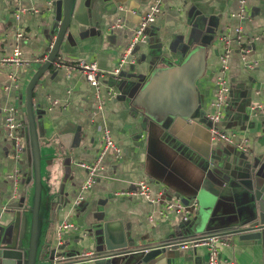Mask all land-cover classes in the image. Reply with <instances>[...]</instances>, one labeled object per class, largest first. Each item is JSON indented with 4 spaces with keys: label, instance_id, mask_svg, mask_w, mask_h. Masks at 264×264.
Here are the masks:
<instances>
[{
    "label": "crops",
    "instance_id": "1",
    "mask_svg": "<svg viewBox=\"0 0 264 264\" xmlns=\"http://www.w3.org/2000/svg\"><path fill=\"white\" fill-rule=\"evenodd\" d=\"M154 1L87 0L88 9L81 16L89 23L70 27L59 56L69 65L88 60L103 72H113ZM42 5L44 0H0V225L9 218L1 217L16 211L25 197L30 204L34 190L30 152L27 149L18 163L14 160L4 112L17 107L28 128L25 93L49 59L55 41L48 39V24L40 16ZM17 10L23 11L19 19ZM239 11L240 0H164L163 11L151 28L150 43L135 49L121 70V80L113 75L101 79L99 95L79 72L67 78L64 69L55 68L57 59L53 62L34 90L37 128L41 138L49 140L68 133L69 148L59 141L62 156L56 160L48 147L42 150L43 181L46 185L51 176L62 179L63 203L43 231L46 249L59 245L57 226L67 220L75 229L63 233L59 251L64 260L80 264H99L94 258L114 249L121 252L111 264H137L141 253L129 252L139 247L209 233L225 234L228 241L220 247L221 264H264L263 246L241 241L239 235H226L254 217L246 185L252 182V171H264V0H248L245 21L237 16ZM119 20L121 27H116ZM238 27L245 34L246 61L235 41ZM17 29L23 34L19 40ZM223 34L232 40L231 89L229 105L221 121L213 125L207 116L216 112L213 103L223 51L219 36ZM16 47L24 63L18 67L1 63ZM189 62L198 72L194 92L198 106L190 120L177 118L165 128L133 109L131 98L151 71H157L155 87L161 86L166 66ZM183 93L179 100L186 108L189 104ZM212 126L229 134L233 143L213 139ZM104 128L110 130L121 156L117 158L116 150L108 151L97 183L76 205L87 179L82 165L98 156ZM16 169L22 171L17 182L9 177ZM140 181L159 202L140 196L113 197L116 192L134 190ZM178 196L189 204L198 203V211L189 209L195 217L192 234L190 228L181 230L179 222L161 214L164 203ZM208 257L206 247L173 248L143 264H208Z\"/></svg>",
    "mask_w": 264,
    "mask_h": 264
},
{
    "label": "water",
    "instance_id": "2",
    "mask_svg": "<svg viewBox=\"0 0 264 264\" xmlns=\"http://www.w3.org/2000/svg\"><path fill=\"white\" fill-rule=\"evenodd\" d=\"M86 1L44 0V5L40 10L42 21L48 24V39L55 38V41L51 45L52 53L49 59L34 75L25 93L28 128L24 130L23 135L31 155L34 190L29 205H27L28 200L25 197L16 211L6 212V216L1 217L9 216L6 223L0 225V264H80L78 261L64 260V255L59 251L62 244L56 247L50 245L49 249H46L45 244L42 242L45 227L54 220V215L60 213L63 205L60 198L62 179H53L51 176V180L47 181L46 185L43 181L42 150L48 147L50 149L49 153L56 160L62 156L59 141L69 148L67 142L69 134L64 133L50 140L41 138L37 128L33 95L38 82L59 56L61 45L70 27L74 24L87 25L89 23V20L83 21L81 16L88 9ZM166 67H168L167 71L164 70V76L160 77L162 85L155 87V74L157 71L156 69L151 71L149 78L141 81L135 90L131 103L133 109L142 113L147 120L169 128L177 118L190 120L193 117L198 106L194 99L198 72L192 62L179 67H172V65ZM115 79L121 80L122 78L119 75ZM182 89L184 90L183 94L188 99L189 106L186 108L183 100H179V94L183 92ZM250 179L251 184L246 186L251 194L253 210L251 214L254 217L226 235H239L241 241H252L254 245L264 247V171L259 174L255 170L252 171ZM178 198H182L186 205L189 204V202L184 201L183 197L178 196ZM194 219L193 215L191 221L179 222V228L181 230L190 228L192 234ZM220 235L225 236V234ZM119 252H121V249L120 251L114 249L105 256L95 257L94 261L99 264H111L113 258ZM166 252L167 249L162 248L148 253H141L139 254L141 259L137 264L148 263Z\"/></svg>",
    "mask_w": 264,
    "mask_h": 264
},
{
    "label": "built area",
    "instance_id": "3",
    "mask_svg": "<svg viewBox=\"0 0 264 264\" xmlns=\"http://www.w3.org/2000/svg\"><path fill=\"white\" fill-rule=\"evenodd\" d=\"M247 2L248 0H240V11L237 16L240 18V20L243 21H245L246 19L245 12ZM163 5L164 0H155L149 7V11L147 12V14L142 16L132 38L130 39L126 49L123 52L118 68L113 72H103L100 70L96 62L88 60L80 61L76 65H69L61 56H59L54 63L55 68L58 70L64 69L67 73V78L72 77L75 72H79L86 78L87 82L91 86L96 88L99 95L101 79L106 77L107 75H113L115 77L119 76L123 67L128 63L129 58L132 57L135 49L137 47L146 46L150 43L151 28L153 26V23L156 21L157 16L163 11ZM21 13H23L22 10L16 11L15 16L17 19L20 18ZM235 16L236 15H232V17ZM120 22L121 21L119 20V23L116 25V27H121ZM20 38H23V34L19 31V29H17L16 39L19 40ZM244 39V31L241 27H238L235 30V41L239 46V50L243 60L246 61V54L248 50L243 45ZM258 39H260V37H258ZM219 41L223 47V51L220 55L221 66L219 69V74L216 78L217 97L215 102L213 103V107L215 108L216 112L212 115L207 116V120L212 122L213 125L221 121L223 111L229 105V94L231 89L228 73L230 69V59L233 53V49L231 48L232 40L229 35L223 34L219 36ZM1 63L11 64L17 67L23 64L24 60L20 48L16 47L13 55L11 57L5 58ZM247 65L249 68L253 66L251 64ZM54 104H57V101H55ZM4 117L5 133L6 136L13 142L14 160L18 163L20 160H22L27 149V142L23 135L26 127L24 121L21 119V112L15 106L7 108L4 112ZM210 131L213 139H219L229 143H233V139L229 134L219 131L215 126H212L210 128ZM109 150H116L117 158H120L122 153L121 150L117 148L111 136L110 130L104 128L102 130V145L98 156L92 163L82 165V167L87 171V179L81 186L80 194L75 201L76 205H79L84 200V192L92 188L97 183L99 179V173L104 170L105 156L107 155ZM21 174L22 171L20 169H16L12 174H10L9 177L13 178L17 182ZM135 196L143 197L145 200L151 203L160 201V199L153 197L148 185L144 181L138 182L134 190L119 191L114 193L113 195V197H115L116 199L126 197L132 198ZM198 207L199 206L196 201L186 205L183 202L182 198L176 197L172 201H167L164 203L161 214L164 217L169 218L170 220L186 223L192 220L194 215L192 211H197ZM190 208L192 209V211L189 210ZM71 229H75V226L67 220L62 221L58 224L57 237L59 239V244H62L63 233ZM224 237L225 236H221L220 233H209L204 236L186 238L179 242L145 245L129 253H148L152 250L162 248H166L167 250H171L173 248L187 250L189 248L206 247L209 250L208 264H221L219 259L220 247L228 245V241Z\"/></svg>",
    "mask_w": 264,
    "mask_h": 264
}]
</instances>
